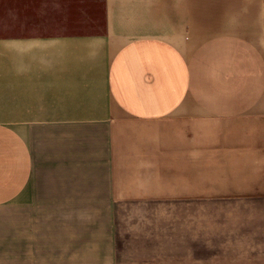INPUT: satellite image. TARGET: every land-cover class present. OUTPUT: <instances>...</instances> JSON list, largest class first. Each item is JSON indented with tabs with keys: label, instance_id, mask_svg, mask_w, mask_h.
Segmentation results:
<instances>
[{
	"label": "crops",
	"instance_id": "0c3cea01",
	"mask_svg": "<svg viewBox=\"0 0 264 264\" xmlns=\"http://www.w3.org/2000/svg\"><path fill=\"white\" fill-rule=\"evenodd\" d=\"M163 200L264 260V0H0V264H119Z\"/></svg>",
	"mask_w": 264,
	"mask_h": 264
},
{
	"label": "rangeland",
	"instance_id": "374dc122",
	"mask_svg": "<svg viewBox=\"0 0 264 264\" xmlns=\"http://www.w3.org/2000/svg\"><path fill=\"white\" fill-rule=\"evenodd\" d=\"M23 9H25L24 6ZM25 10L22 12V17L24 22H28L29 16L25 14ZM170 203L171 200L157 201L152 204L132 203L131 216L125 221L127 233L122 235V242L126 243V249L118 251L119 264H262L264 261L260 258L228 259L224 257L232 254L215 253L213 250L208 253L206 251L190 253L191 249L196 250L197 247L183 245L182 237H188V231L180 230L182 224L179 226L181 232L178 231V225L175 226L178 216L172 213ZM227 215L217 211L211 214H195L197 227L200 228L192 231L193 236H208L210 239L220 236V224L221 222L224 226L228 224L227 221H222L226 220ZM186 218L187 215H181V223ZM185 242L187 244L188 239ZM219 246H215V249ZM42 258V262L49 261V255Z\"/></svg>",
	"mask_w": 264,
	"mask_h": 264
}]
</instances>
